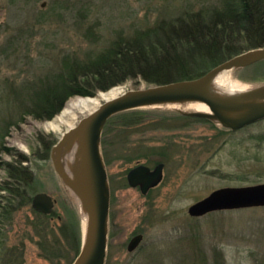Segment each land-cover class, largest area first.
<instances>
[{"label":"rangeland","instance_id":"374dc122","mask_svg":"<svg viewBox=\"0 0 264 264\" xmlns=\"http://www.w3.org/2000/svg\"><path fill=\"white\" fill-rule=\"evenodd\" d=\"M223 3L0 0V195H6L1 190L8 180L6 163L27 156L23 164L34 175L31 196L46 192L55 201L53 218L43 222L48 224L45 237L38 235L41 220L29 205L21 207L5 227L7 245L24 246V264H52L46 258L52 254L54 264L72 263L71 246L66 241L59 244L65 237L57 227L79 222L82 241L84 229L80 208L54 169L53 147L45 157L42 144L43 139L57 143L68 127L57 133L46 130L42 124L47 120L33 114V92L52 84L69 58L86 59L119 35L127 37L191 13L208 15ZM226 74L239 89L260 86L264 60ZM121 85L126 90L153 86L142 78ZM143 109L159 120L174 116L166 115L169 109ZM115 134L107 163L111 206L106 264H264V206L200 216L189 213L191 206L216 190L264 183V120L230 131L209 120L176 119L157 129L135 127L121 140ZM159 162L165 164L164 178L148 196L129 185L127 173L132 167L153 168ZM141 233L144 237L138 249L129 252L130 240ZM54 246L56 250L51 249Z\"/></svg>","mask_w":264,"mask_h":264},{"label":"trees","instance_id":"16d2710c","mask_svg":"<svg viewBox=\"0 0 264 264\" xmlns=\"http://www.w3.org/2000/svg\"><path fill=\"white\" fill-rule=\"evenodd\" d=\"M263 47L264 0H224L222 7L211 14L197 12L174 20H162L127 37L119 35L96 55L91 54L83 60L75 57L65 60L64 69L54 76V82L33 92V114L37 119L50 120L71 97L94 96L98 91L109 90L131 79L142 78L150 84L158 85L197 78L236 55ZM165 112H168L166 115L174 116L155 119L149 117L143 108L112 116L102 135L106 165L110 163L109 148L112 149L111 138L115 133L121 140L128 130L142 125L144 128L157 129L163 122L176 119L208 120L177 111ZM42 142L47 157L56 142H45L44 139ZM27 159V156H21L16 162H7L5 166L8 180L1 187L7 196L0 195V264H24V246L9 247L5 227L12 224L15 213L21 207L32 206L34 175L23 164ZM35 213L41 220L37 233L45 237L43 232L48 224L43 222L49 223L53 212L43 214L35 210ZM78 219L80 221L79 216ZM78 223L68 226L63 222L57 227L65 237L60 239L59 244H64L65 241L70 244L75 258L82 247ZM51 249L56 250L55 246ZM46 258L52 264L56 261L53 254L52 258L47 255Z\"/></svg>","mask_w":264,"mask_h":264},{"label":"water","instance_id":"95a60500","mask_svg":"<svg viewBox=\"0 0 264 264\" xmlns=\"http://www.w3.org/2000/svg\"><path fill=\"white\" fill-rule=\"evenodd\" d=\"M45 5L46 3L42 4ZM263 60L264 47L236 55L197 78L124 90L122 94L104 100L96 109L82 116L76 125L62 134L52 148L51 158L57 175L72 193L80 208L84 227L82 247L72 264H106L107 261L111 187L102 148V135L107 121L124 111L146 107L160 108L159 105L169 102L197 101L209 110L207 112L169 110L208 119L228 130H240L264 120V89L257 90L253 96L231 98L212 92L208 89V85L210 79L222 71L242 69ZM75 141L79 142L82 152L81 166L77 168L74 164L67 170L62 163V149L69 148ZM164 166V163H159L151 169L141 164L132 168L128 173L129 185L139 186L142 193L146 194L151 187L161 181ZM32 206L40 213L50 214L55 207V201L48 193L40 192L34 196ZM262 206H264V183L221 188L191 206L189 213L200 216L215 210ZM84 216L87 217L86 225ZM143 237V234L135 235L128 244V251H135Z\"/></svg>","mask_w":264,"mask_h":264},{"label":"bare ground","instance_id":"6f19581e","mask_svg":"<svg viewBox=\"0 0 264 264\" xmlns=\"http://www.w3.org/2000/svg\"><path fill=\"white\" fill-rule=\"evenodd\" d=\"M226 72L227 71H222L217 75L213 76L210 79L208 89L211 90L212 92L219 93L221 95H225L231 98L253 96V94L257 92V90L264 89V86H255L253 88H248V89H239L234 85L233 81L226 74ZM124 90H126L125 86L118 85L106 91H99L100 93L96 96L73 97L67 101L63 109L55 117L43 122L42 126L46 130L54 131L56 133L64 131L63 127H68L67 129H69L78 123L80 117L96 109L101 103H103L104 100H108L110 98L122 94ZM158 107L164 109H176L185 112H196V111L207 112L209 110L205 105L197 101L173 102V103L169 102V103L161 104ZM22 148L24 149L23 145ZM81 153L82 152L78 141L73 142L69 148L63 147L62 163L67 170L71 165L73 166L74 164H76L77 168L81 166ZM84 215H86L85 212ZM84 221L86 225L87 224L86 216H84Z\"/></svg>","mask_w":264,"mask_h":264},{"label":"flooded vegetation","instance_id":"af4514ba","mask_svg":"<svg viewBox=\"0 0 264 264\" xmlns=\"http://www.w3.org/2000/svg\"><path fill=\"white\" fill-rule=\"evenodd\" d=\"M261 121H263V120H261ZM258 122H260V121H258ZM256 123H257V122H256ZM230 131H232V130H230ZM159 163H163V162H159ZM159 163H158V164H159ZM139 165H141V164H138V165H136V166H139ZM142 165H143V164H142ZM144 165H146V164H144ZM156 165H157V164H156ZM156 165H155V166H156ZM136 166H135V167H136ZM146 166H148V165H146ZM155 166H154V167H155ZM148 167H150V166H148ZM154 167H153V168L150 167V168H151V169H154ZM164 167H165V166H164ZM132 168H134V167H132ZM132 168H131V169H132ZM131 169H130V170H131ZM130 170H129V171H130ZM129 171H128V173H129ZM128 173H127V181H128ZM163 174H164V171H163ZM163 178H164V176L162 177L161 181H160L157 185L151 187V188L148 190V192H147L146 194H143V193H142L141 188H140L139 186H138V187H134V188L139 189V191H140L144 196H148V195L152 192V190H154L155 188H157V187L160 186V184H161ZM128 183H129V182H128ZM131 187H132V186H131ZM141 234H143V233H141ZM143 235H144V234H143ZM138 247H139V246H138ZM137 249H138V248H137ZM137 249H136V250H137ZM136 250H135V251H136ZM133 252H134V251H133Z\"/></svg>","mask_w":264,"mask_h":264}]
</instances>
